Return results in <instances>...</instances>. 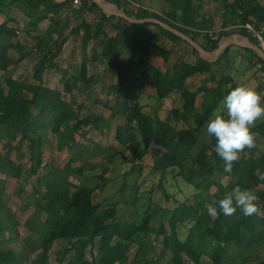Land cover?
I'll list each match as a JSON object with an SVG mask.
<instances>
[{
    "label": "trees",
    "instance_id": "1",
    "mask_svg": "<svg viewBox=\"0 0 264 264\" xmlns=\"http://www.w3.org/2000/svg\"><path fill=\"white\" fill-rule=\"evenodd\" d=\"M106 1L116 4L129 17L158 19L207 51L215 50L220 37L232 33H240L258 45L244 29L219 31L212 40L208 32L217 27L213 24L216 16L203 12L206 0H162L158 11L147 8L142 0ZM132 3L139 7L134 8ZM216 3L217 13L222 11L225 15L222 19L218 16L221 28L251 21L256 26L264 25V0ZM16 11L28 19L19 31L12 16ZM86 13L95 15L100 22L87 24L83 17ZM0 15L9 23L6 29L4 23L0 24V264H50L52 257L57 264H183L181 255L192 264H201L203 256L211 264H253L259 250L264 251V218L246 217L239 208L232 216H225L218 208L220 214L213 218L204 205L217 202V195L222 199L240 186L254 191L263 209L264 181L254 173L257 169L264 172V149L247 151L231 173H224L223 161L214 150L215 138L209 136L207 142L199 144L221 100L234 88L228 70L232 63L230 51L236 46L225 49L214 62H207L186 42L160 26L107 17L89 0H81L79 10L73 9L72 0H0ZM104 23L113 36L108 35ZM41 24L47 25L44 31L40 30ZM67 30L71 36L81 38L83 47L94 40L97 48L90 60L103 62L105 72L115 78L116 82L108 86L111 100L104 103V108L110 109L109 117L85 113V99L93 94L97 83L87 75V57L72 74L57 64L67 41ZM80 30L84 32L82 36ZM154 41L160 44L162 60H169L176 47L190 50L193 60L174 62L167 69L155 66L147 57ZM236 49L242 50L254 68L260 64L264 72V62L253 51ZM27 62L31 66L17 73ZM50 70L61 74L60 87L44 82V75ZM132 70L147 74L158 101L177 98L181 110L166 120L157 108L143 107L135 98L140 86L128 81ZM196 74L204 77L201 85L184 90L185 82ZM208 84L210 88L206 90ZM117 118L122 121L114 129L115 146L92 143L94 150L86 151L77 140L85 128L108 130ZM254 131L258 133L257 144H264V123L257 124ZM137 134L142 145L139 160L150 154V149L157 153L148 173L157 175L158 181L148 193L160 191L166 200L173 199L164 189L166 178L171 175L193 188L195 195L191 201L173 199L177 205L172 211L154 207L147 197L148 204L138 215L132 210L120 220L118 204L99 205L94 202V194L104 191L111 181L108 174L121 161L119 147L132 148ZM45 147L67 151L68 160L59 167L47 166L43 161ZM19 154L22 160L17 158ZM142 170L141 166H132L129 173L121 176L137 173L139 178ZM92 171L96 173L87 176ZM221 176L229 178L226 185L217 180ZM87 180L89 184H84ZM136 181L133 200L124 203L128 207L140 202L135 195L139 188ZM10 182L15 183L17 193L23 185L30 186L34 210L41 215L40 220L31 216L25 222L27 234L23 239L17 231L16 216L4 200ZM182 228L187 229L184 239L180 238ZM8 234L15 241H8ZM60 241L66 245L54 251ZM133 247L135 253L130 260Z\"/></svg>",
    "mask_w": 264,
    "mask_h": 264
},
{
    "label": "rangeland",
    "instance_id": "2",
    "mask_svg": "<svg viewBox=\"0 0 264 264\" xmlns=\"http://www.w3.org/2000/svg\"><path fill=\"white\" fill-rule=\"evenodd\" d=\"M144 4L147 7L149 8L151 7L153 10L158 11L163 5V1L162 0H146ZM66 34L68 38L71 37L69 30L66 31ZM75 38L76 39L73 41L70 40L66 46V48H68V46L72 47L70 48V51H72V53H70L67 50V56H66V60L70 63L75 62V60H77V63H78L82 56L80 54L79 44H78L81 38L80 37H75ZM75 47H78V48L74 50ZM66 48L64 47V49ZM235 50H236L235 48L231 49V51H235ZM25 65L26 63L22 64L19 67L17 73L19 72L22 73L23 70L26 68ZM9 66L11 68V74L14 75L15 69L13 66L12 59L9 60ZM72 68H73V65H72ZM103 79L104 80H100V79L97 80V85L94 87L93 94L89 96V99H85V108H84L85 113L95 112L98 115L109 117L110 109L104 108V103L111 100V95H109V92H108V86L112 83V79L108 75H105ZM143 88L144 90L142 91V93L138 92L135 95V98L140 102V104L146 108H151V107L157 108L159 110V115L163 119H166V120L170 119L172 110H174V108L176 107H179L178 99L175 98L173 103L171 99L158 101L154 97V94L151 88H149L147 85L146 86L144 85ZM131 97H134V96L131 95ZM96 101H98V103ZM81 115L83 114L81 113ZM121 121H122L121 118L115 119L112 122L108 130L102 129V131H95L92 128H85L84 133L77 135L76 138L83 145L86 151L94 150L92 143H97L103 147L110 146L113 144L115 126L121 123ZM208 138H209V135L207 134V131L205 128L203 130V133L201 134L199 144L207 142ZM1 143L2 142L0 141V150L2 149ZM85 145H87V147ZM141 148H142V145L140 144L139 134H137L136 143L129 150L119 147V150L121 151V157H120L121 161L117 165L115 170L112 173L108 174L111 179V181L108 183V187H106L104 191L100 193L96 192L94 194V202L99 205L109 204L111 202L117 203L119 210H120L119 215H118V218L120 220L122 218L129 216L132 210L133 212L134 210H136L137 215H138L143 210L145 205L148 204L147 197H150V202L154 207L157 206V207H160L162 210L172 211L173 208L177 205L173 201V199L177 200L178 202H185L186 200L191 201L195 195V190L193 188L173 178V176L171 175L166 178L164 189L166 191V195H168V197L173 198V199L166 200L164 198L165 195L163 196V194L160 191H155L152 195H150L148 191L153 185L157 183L158 176L150 175L148 171H149L152 159L154 156L157 155V153L153 149H150L151 151L150 154L144 157L143 160H139L138 157H140ZM258 149H261V144H257L256 147L254 148L255 151H257ZM21 155L22 154L17 155V158L19 160H22ZM68 157H69V153L65 150L58 151L55 148H50V147L44 148L43 161L47 166L48 165H54L58 167L62 166L63 164L66 163V161L68 160ZM132 166H136V167L141 166L143 168L142 170L143 174L139 178H136L137 173L136 174L132 173V175H127L126 177L121 176V174L124 172L129 173V170L131 169ZM94 173H96V171L88 172L87 176H91ZM217 180L220 183L226 185L229 181V178L221 176V177H218ZM135 181L137 182V185L139 187L135 195L136 197H140V200H139L140 202H138V204H136L135 206L128 207L124 203H128L133 200L134 194L132 193L133 191L132 189H133V184ZM75 182L77 184L80 183V179L75 178ZM84 184H89V180L84 181ZM15 187L16 185L14 182L7 183L6 191L4 194V200L16 216V219L18 222L17 231L21 239H23L26 237V234H27V231L24 227L25 222L31 216H33L34 219L36 220H40L41 215L37 214L34 210V207L32 204L33 200L31 198L32 192H31L30 186L28 184L23 185L21 187V190L18 193H17V187L16 188ZM212 192L214 193L215 189H213ZM220 199H221L220 194L215 197V200L217 202ZM137 215H135L136 218H137ZM163 219L165 220L166 217H163ZM186 235H187V229L182 228L180 238L184 239ZM14 238H10L9 234L7 236V240L11 242L15 241ZM65 245L66 243L64 241H60L55 245L53 250L55 251L56 249H59ZM134 253H135V248L133 247L129 254L130 260L133 259ZM259 253H260L259 257L257 259H253V264H259V262L264 261V251L259 250ZM180 258L183 264H192V262L187 257L181 255ZM50 264H57L53 257L50 260ZM201 264H211V263L207 257L203 256L201 260Z\"/></svg>",
    "mask_w": 264,
    "mask_h": 264
},
{
    "label": "clouds",
    "instance_id": "3",
    "mask_svg": "<svg viewBox=\"0 0 264 264\" xmlns=\"http://www.w3.org/2000/svg\"><path fill=\"white\" fill-rule=\"evenodd\" d=\"M258 122H264V92L254 87L238 85L221 100L220 107L206 126L207 134L215 138V153L223 161L224 173H231L242 154L257 145L258 133L254 131ZM264 181V172L254 173ZM259 196L249 189L234 187L218 202L206 203V212L218 218L220 212L232 216L239 208L246 217L264 218V209L259 205Z\"/></svg>",
    "mask_w": 264,
    "mask_h": 264
},
{
    "label": "crops",
    "instance_id": "4",
    "mask_svg": "<svg viewBox=\"0 0 264 264\" xmlns=\"http://www.w3.org/2000/svg\"><path fill=\"white\" fill-rule=\"evenodd\" d=\"M146 0H142V2H145ZM146 6V5H145ZM147 7V6H146ZM217 7V3L216 0H206V2L203 4V12L209 16H216L215 20L213 22V24L215 23L216 26H220V19H218L219 16V11L217 13L216 8ZM149 8V7H147ZM149 9H152L151 7ZM16 22L18 23V31L21 30V28H23L27 22L28 19L21 14L20 12H17L12 15ZM219 16V17H218ZM225 18V15L223 16ZM227 17V16H226ZM222 19V17H221ZM5 25V29L8 28V21L5 19V17H3L2 15H0V24ZM47 25L46 24H41L40 25V30L44 31L46 29ZM107 27V25H106ZM108 28V27H107ZM110 28V27H109ZM149 32L153 31V28H148ZM107 32V29H106ZM108 33V32H107ZM67 35V34H66ZM76 38L74 36L71 37H67V41L65 42L63 49L61 52L60 57L57 60V64L59 65V68L63 71H67L69 74H72L75 69L78 67V65L81 63L83 57H87L88 64H87V75L88 77H91L94 81L97 82L98 79L100 80H104L103 78L105 77V75H108L111 79H112V83L116 82L115 78L112 77L109 73L105 72L106 69V65L103 62L97 61V62H92L90 60L91 54L93 52L94 49L97 48V44L94 40H91L87 43L86 47H83L82 45V41L80 39V42H78L79 44V51L81 56L80 61L77 63V60H75V62H68L66 60V56H67V50L72 53V51H70V48H72L71 46L68 48H66L68 42L70 40H75ZM160 44L157 41L153 42V47H151L147 57L148 60L155 66H162L163 68L167 69L169 67H171V65L174 62H179V61H188L191 62L193 60V55L192 53H190V51L184 49L183 47H179V48H175L172 51V54L170 56L169 60H162V58L159 56V47ZM64 47L66 49H64ZM78 47H75L74 50H76ZM237 48V47H236ZM235 48V49H236ZM65 51V53H64ZM231 54V68L228 70V73L230 74L232 80H233V86L236 87L238 85H246V86H251L254 87L257 91L260 90V84L259 81L256 77V73H255V68L252 66L251 62L248 60L247 57H245L244 53L241 50L236 49L235 51H230ZM134 61H130V65H133ZM73 65V68H72ZM31 66L30 62H27L25 67L28 68ZM129 83H133L135 85H139V93L144 90L143 86L147 85L149 88V77L147 76V74H140L138 73L137 70H132L131 72H129ZM204 77L200 74H196L195 76L189 78L186 82H185V86H184V90H192L195 88H198L201 85L202 79ZM44 82L47 83L50 87L53 88H58L60 87V79H61V74L58 73L57 71L54 70H50L48 72L45 73L44 75ZM97 85V83H96ZM206 90L210 88V85L208 84L206 86ZM152 90V89H151ZM136 92V93H138ZM153 92V91H152ZM68 97V96H67ZM175 100V98H174ZM174 100H172V103L174 102ZM179 102V100H178ZM171 104V102H170ZM220 107V105H219ZM181 110V105L179 102V107L174 108V110H172L171 112V116H175V114L177 112H179ZM170 112V110H169ZM260 123H264V122H258V124ZM102 131V130H100ZM261 149H264V144L261 142ZM116 142L115 139H113V144L107 147H112L115 146ZM69 158V157H68ZM109 176V175H108ZM110 177V176H109ZM108 187V185H107Z\"/></svg>",
    "mask_w": 264,
    "mask_h": 264
},
{
    "label": "water",
    "instance_id": "5",
    "mask_svg": "<svg viewBox=\"0 0 264 264\" xmlns=\"http://www.w3.org/2000/svg\"><path fill=\"white\" fill-rule=\"evenodd\" d=\"M57 3H64L67 0H54ZM93 2L107 17H118L121 18L128 23L132 24H140V23H151L160 26L161 28L165 29L166 31L174 34L182 41L186 42L191 48H193L198 56L207 62H214L219 55L227 48L231 46H236L243 49H249L253 51L256 56L264 62V52L262 49L252 43L248 37L241 35L240 33H232L229 35H225L220 37L217 42V47L213 51H207L203 49L199 43L191 39L189 36L183 34L182 32L178 31L175 28L167 25L166 23L154 19V18H145V19H136L129 17L122 9H120L116 4L108 2L106 0H89Z\"/></svg>",
    "mask_w": 264,
    "mask_h": 264
},
{
    "label": "built area",
    "instance_id": "6",
    "mask_svg": "<svg viewBox=\"0 0 264 264\" xmlns=\"http://www.w3.org/2000/svg\"><path fill=\"white\" fill-rule=\"evenodd\" d=\"M132 6L134 8H138L139 5L132 3ZM72 7L75 10H79L81 8V0H72ZM240 13V12H239ZM223 12H219V16L223 17ZM84 20L87 24L89 25H97L100 20L98 17H96L93 14H89L86 13L84 16ZM105 25H107L106 23H104ZM107 32L109 36H113V31L109 28V26L107 25ZM232 29H244L252 38H254L257 42H258V46L262 49V51L264 52V25H255L254 21L251 22H247L244 24L241 23H237V25L234 26H226L224 28H221V26H217L216 28H214L213 30L208 32L209 37L212 40L216 39V33L219 31H230ZM18 33V32H16ZM83 31L80 30L79 35L82 36L83 35ZM255 73H256V77L259 81L260 84V90L259 92H264V72L262 71V67L260 64H256L255 67Z\"/></svg>",
    "mask_w": 264,
    "mask_h": 264
}]
</instances>
